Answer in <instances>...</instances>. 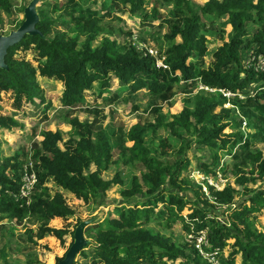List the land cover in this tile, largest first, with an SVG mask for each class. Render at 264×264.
Segmentation results:
<instances>
[{
  "label": "trees",
  "instance_id": "1",
  "mask_svg": "<svg viewBox=\"0 0 264 264\" xmlns=\"http://www.w3.org/2000/svg\"><path fill=\"white\" fill-rule=\"evenodd\" d=\"M62 1L74 2L75 6L66 11L63 4L53 1L50 12L57 19L37 13L39 21L35 27L43 37L26 35L7 49L6 69H0V95L8 93L14 109L31 105L36 99L44 103L37 76L60 82L63 90L59 103L71 109L82 103L87 92L96 94L95 97L110 92L112 80L130 93L146 90L150 96L162 99L174 86H180V82L185 85L197 82L216 91L200 89L183 101L179 113L167 116L159 112L151 123L132 125L122 135L116 158L111 136L76 116L67 119L65 133L61 129L41 131L42 139L31 152L37 182L28 204L16 198L22 151L0 158V220L21 223L27 218L35 219L38 226L24 231L28 243L36 245L45 237H54L63 244L67 235L73 239V232L52 228L49 221L66 219L73 215V210L61 193L50 195L45 187L47 180L52 179L84 204L100 206L102 196L114 182L104 180L102 174L112 166L140 165L143 171L132 175L128 186L119 192L125 207L115 217L103 220V227L87 229L85 237L91 241L88 247L93 251V259L74 264H207L192 245L176 243L170 235L154 231L149 225L156 219L153 225L164 231L179 223L193 239L205 232L209 246L205 250H218L219 258L228 250L222 264H264V231L257 227L258 218L264 214V153L256 149L246 154L250 170L234 179L242 187L239 203L235 201L238 192L228 180L220 191L209 188L214 200L205 195L208 200L201 194L196 197L194 185L183 174L189 165L187 153L192 146L209 150L210 162L203 161L201 168L206 176L215 178L220 159L232 155L237 145L246 147L252 139V135L241 129V121L233 117L234 113L223 107L226 99L219 90L245 97L250 85L256 86L255 95L244 100L235 96L232 100L240 109L245 108L243 114L249 127L257 132L258 142L264 144V89H260L263 77L241 65L242 50L244 55L264 56V0H207L202 5L192 0H162L159 7L174 17L164 34L168 41L162 57L165 69L156 67L155 59L136 46L121 44L113 38L115 30L105 22L106 15L89 7L97 6L105 11V0ZM158 1L110 0L108 8H127L131 16L142 22L157 21L162 20L157 11ZM151 2V9L147 11ZM0 10L12 14L10 1L0 0ZM222 17L231 31L227 40L219 33L221 44L213 48L210 61L205 64L208 28ZM61 23H68V28L48 37L51 28ZM177 37L179 41L175 42ZM19 51L29 53L37 64L34 66L19 56ZM21 127V122L13 116L0 115V129L9 131ZM155 130H162L166 137L152 142L153 147L149 148L145 138ZM64 134L68 135L67 140ZM169 141L172 144L167 148ZM118 183L124 185L121 180ZM247 183L253 186L247 187ZM256 184L260 187H255ZM189 190L197 198L196 202L184 198ZM187 206L191 213L183 215ZM9 234L13 235V229ZM6 247L3 244L0 248V260L2 264H12L7 259ZM25 264L32 262L28 260Z\"/></svg>",
  "mask_w": 264,
  "mask_h": 264
},
{
  "label": "rangeland",
  "instance_id": "2",
  "mask_svg": "<svg viewBox=\"0 0 264 264\" xmlns=\"http://www.w3.org/2000/svg\"><path fill=\"white\" fill-rule=\"evenodd\" d=\"M12 4V14H6L0 10V35L8 34L9 31L16 29L22 20V14H20L23 8L27 5L30 0H9ZM53 1H59L63 4L64 10L72 9L75 4L74 2L60 0H43L40 2L36 11L42 13V17L57 19L56 14H51V6ZM75 1V0H74ZM106 1L107 10L100 11L96 6H90L91 9H96L98 14L106 15L105 22L112 27L115 32L113 38L121 44L136 46L142 51L149 49L153 53L155 59H162L163 51L168 41L165 39L164 34L169 29V21L174 20V17L166 15L164 10L159 7L157 2V11H159L162 20L152 21L147 20L142 22L140 18L131 16L128 13L127 8H108L109 1ZM196 5H202L207 0H192ZM151 5L148 6L147 11L151 9ZM119 18V21L114 18ZM39 18V17H38ZM68 28V23H61L58 26L51 28L48 37H53L54 34L59 31H64ZM118 30V32H117ZM209 33L207 34L208 44L206 48V55L204 57V63L207 64L210 61L209 54L214 47L221 44L219 40V33L223 35V38L227 40L228 34L231 29L226 23L225 17L220 18L213 27L208 28ZM179 41L177 37L175 42ZM244 50L241 51V65L246 70L250 66L245 65L246 55ZM18 55L25 57V59L31 61L35 66L37 63L32 61V56L29 53L18 52ZM264 87V79L261 81ZM37 83L43 93L44 103L36 99L31 105H23L19 110L14 109L12 105V97L8 93L0 95V115L13 116L16 120L21 122L22 127L20 129L14 128L12 130L0 129V158L12 157L17 151H22V162L29 160L30 163L27 166L26 171L28 173H34L36 176L35 163L31 159L32 147L36 143L41 141L40 132L43 130L55 131L61 129L64 133L68 131L66 121L69 117L76 116L78 119L84 122L92 123L95 129L101 128L111 136V144L113 147L114 158L118 155L117 146L121 142L122 135L134 124H148L153 122V119L157 113L164 115L177 114L182 110L183 101L190 99L196 91H199V83L193 85H185L183 82L179 83L180 86H174L172 90L167 92L165 98H157L150 96L146 90H138L135 93L130 91L124 86L121 87L117 81L112 80L108 93H104L101 97H95L96 94L92 92L85 93V99L81 104L75 108L62 107L59 103V96L63 90L62 85L58 81L47 80L45 78L37 76ZM261 87V88H263ZM256 86L251 84L247 95L241 96L235 94L239 99H245L249 95L253 96L256 93ZM260 88V89H261ZM204 90V89H201ZM227 91V90H225ZM234 96V97H235ZM224 97V96H223ZM226 98L223 107L230 109L234 113V118L241 121V129L245 134L252 135V139L248 145L242 146L237 145L232 150V155L223 156L220 159V164L216 168V175L213 178L212 175L206 176L202 171L201 164L203 161L210 162V152L207 148L192 146L187 157L189 159L188 168L183 172L186 178L194 185L193 188L196 191V197L200 194L202 198L206 196L209 199L214 200L211 197L209 188L211 191H220L223 189L226 180L237 190L238 195L235 199L239 203L242 193V187L234 183L236 175H241V172L250 170V161L246 157L248 152L253 153L256 149H259L264 153V144L258 142V134L253 131L247 123V118L244 116L245 108L240 109L232 98ZM108 99H112L108 102ZM218 111V109H216ZM244 123V125H243ZM229 132L228 129L225 130ZM166 133L162 130H155L154 133H150L145 138V144L152 148V142L157 143L159 139L165 138ZM68 135L64 134V140H67ZM152 140V141H151ZM129 144V143H128ZM171 141L167 144V148H170ZM62 148V144H59ZM168 150V149H167ZM169 151V150H168ZM236 155V158H233ZM224 168V169H223ZM223 169V172L221 171ZM91 170H94L91 167ZM143 168L140 165L133 167L130 166H112L106 172L102 174L104 180H112L113 185L106 191L105 195L102 196V204L100 206L92 204H84L81 200L76 199L70 192L58 187L52 179H48L45 183V187L48 188L50 195L55 192L62 194L66 204L73 210V215L68 216L66 219L56 218L49 221V226L56 229L66 228L69 233L74 231L77 222L89 219L95 215H99L98 220L95 224L90 225L84 229L86 236L87 229L90 227L98 228L103 227V220L113 218L117 215L118 211L125 207L124 200L120 197L119 192L121 189L126 188L127 182L132 175H138ZM248 173V172H246ZM23 175V169L20 172V177ZM123 181L124 185H120L118 181ZM247 187H252L251 183L246 184ZM255 187L259 188L260 185L256 184ZM178 191V190H177ZM32 192V191H31ZM179 193H183L180 191ZM205 193V194H203ZM31 194V193H30ZM206 195V196H205ZM205 196V197H204ZM189 190L185 193L184 198L191 202H196V198ZM206 197V198H207ZM207 198V199H208ZM139 199V198H137ZM141 199V198H140ZM208 199V200H209ZM160 208L162 205L159 206ZM183 211V215L191 213V210ZM191 207V206H190ZM152 218V217H151ZM152 221L149 226H152L154 231H160L165 233L167 236H171L172 240L176 243L187 242L191 248L195 249L202 260L207 264H222V259L227 257L228 250H225L221 254V258L218 255H212L211 251L205 250L201 246V243L196 242V237L193 239L192 234H187L181 229V225L175 224L172 229L162 230L161 227L153 225L156 223ZM38 226L35 219L27 218L21 223L16 220H0V248L3 244H6L7 259L12 264H25L26 261L30 260L32 264H55L58 258H61L71 243L70 234L64 238V243L60 242L54 237H45L42 240L37 241L36 245L28 243L24 237L25 228L34 229ZM257 227L264 231V214L261 215L257 220ZM10 229H13V235L9 234ZM204 232H200V234ZM201 234V235H202ZM209 247V246H207ZM201 249V250H199ZM200 252H199V251ZM190 249H187V253ZM201 253V254H200ZM192 255V254H191ZM93 259V251L90 247H86L83 254L80 253L76 257V262L86 263ZM239 261L240 258L237 257ZM179 262H175L178 264ZM0 264L2 261L0 260Z\"/></svg>",
  "mask_w": 264,
  "mask_h": 264
},
{
  "label": "water",
  "instance_id": "3",
  "mask_svg": "<svg viewBox=\"0 0 264 264\" xmlns=\"http://www.w3.org/2000/svg\"><path fill=\"white\" fill-rule=\"evenodd\" d=\"M41 1L43 0H30L23 8V20L21 24L16 29L9 31L8 34L0 35V69H6L4 57L9 47L19 43L26 35H38L43 37L41 32L35 27L39 21L36 7ZM98 218L99 215H95L89 219L80 221L76 225L73 231L71 244L56 264H74V262H76V257L79 252L91 243V241L85 237L84 229L95 224Z\"/></svg>",
  "mask_w": 264,
  "mask_h": 264
},
{
  "label": "built area",
  "instance_id": "4",
  "mask_svg": "<svg viewBox=\"0 0 264 264\" xmlns=\"http://www.w3.org/2000/svg\"><path fill=\"white\" fill-rule=\"evenodd\" d=\"M139 50H141V49H139ZM144 53H147L153 57V53L149 49H145ZM153 58L155 59V57H153ZM155 65L158 68H164V69L167 68L166 64L163 62V58L162 59H155ZM245 65L250 66V68H252L256 74L261 75L264 79V56L246 54ZM250 68H248V69H250ZM199 89H204V90L209 91V92H215L216 91L215 89L204 87L202 85L199 86ZM261 89H264V87ZM219 92L222 94V96H224L226 98H230V97L235 96V94L231 93L230 91L219 90ZM243 125H244V123H243ZM29 163H30V161L27 160L22 165L23 175H21L19 190H18V194L16 196L17 199L25 200L26 204L29 203L30 196L33 193L34 184L37 182V176L33 175L34 173H28L26 171ZM201 234H199V236L196 237V242L201 243L202 247H207L208 244L205 240V232H204V234H202V235ZM199 250H201V249H199ZM210 253H212V255H218V250H213Z\"/></svg>",
  "mask_w": 264,
  "mask_h": 264
}]
</instances>
